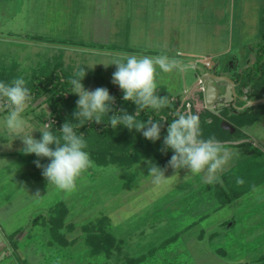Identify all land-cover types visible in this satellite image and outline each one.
<instances>
[{
  "label": "rangeland",
  "instance_id": "1",
  "mask_svg": "<svg viewBox=\"0 0 264 264\" xmlns=\"http://www.w3.org/2000/svg\"><path fill=\"white\" fill-rule=\"evenodd\" d=\"M111 1L0 0V76L9 81L23 77L27 83L41 72L73 75L83 67L86 75L81 83L86 89L121 91L111 82L116 66L104 64L124 55L164 53L179 65L167 73L157 68V89L172 93L168 101L179 96L190 105L195 101L192 90L197 81L193 62L198 68L206 59L212 64L235 63V68L240 67L264 43V0H147L143 13L135 17L127 13L132 0H123L124 8L116 6L115 10ZM167 4L171 5L168 10ZM252 72L259 73L256 64ZM72 94L71 103L75 104L78 96ZM46 95L30 100L23 114L29 127L42 128L51 119ZM196 102L190 113L199 118L200 138L237 140L221 142L232 153L223 171L217 173L222 183L209 184L204 173L181 169L178 179L157 187L147 176L145 161L162 168L166 164L150 154L126 168L115 163L98 165L90 158L94 166L77 179L76 187L61 190L38 176L29 155H25L28 161L23 160L22 141L12 140V134L0 126V222L7 233L0 240L16 246L14 251L11 246L5 250L0 264H96L100 256L89 255L83 225L95 219L98 212L109 216L110 227L131 255L148 253V249L196 219L190 229H182L174 240L154 249L157 260L153 264H245L263 258L264 181L260 183V165L256 164L261 163L259 156L264 157L260 152L264 122L240 125L249 119L247 113L240 115L242 119L226 113L221 116L216 112L220 107L217 102L207 104V108ZM0 114L3 117L4 113ZM224 119L237 126L235 132L221 128ZM67 121L74 122L70 118ZM132 133L138 132L133 129ZM32 135L41 137L38 130ZM35 157L34 161L38 159ZM173 171L169 167L165 175ZM237 178L243 184H237ZM233 189L237 195L244 193L214 211L219 197L231 195ZM215 190L220 192L218 196ZM59 199L66 209L61 220L62 240L52 235L48 225L49 213L54 212ZM37 214L38 220L32 221ZM222 217L230 220L218 224ZM199 227L205 229L201 241L196 239ZM14 229L17 231L12 234ZM211 229L219 233L211 235ZM217 246L224 247L223 256L211 251ZM151 259L150 253L136 264H152Z\"/></svg>",
  "mask_w": 264,
  "mask_h": 264
},
{
  "label": "clouds",
  "instance_id": "2",
  "mask_svg": "<svg viewBox=\"0 0 264 264\" xmlns=\"http://www.w3.org/2000/svg\"><path fill=\"white\" fill-rule=\"evenodd\" d=\"M110 64L116 66L111 82L119 86L124 101H131L136 105L134 113L129 114L124 108L114 110L115 97L110 95L106 87L86 89L81 83L86 72L81 67L70 79L71 92L78 96L75 101L76 109L72 114L78 121L75 127L80 128L86 122L100 124L104 121L103 117L108 116L107 123L112 129L123 125L129 131L135 129L152 142L159 140L164 125L152 119L139 121L136 116L147 108L160 110L167 106V98L157 94V68L165 73L171 72L178 67L179 61L160 53L155 56L124 55L104 66ZM31 96L23 77H16L7 83L0 81V113H4L0 118V126L12 134V140L19 138L22 141L21 151L24 154L48 158L47 164H41L39 159L33 161L37 168L42 169L41 175L47 183H52L61 190L72 191L76 187L77 179L94 166L89 153L85 151L87 142L84 134H78L67 120L58 129L59 136L52 130L55 123L52 120L42 128L29 127L23 114ZM51 116L52 113L48 111V117ZM175 117L167 123L162 142V152L169 149L173 151L166 166L162 168L151 160L145 161L151 183L157 187L168 184L179 178L181 169H186L192 174L204 173L209 184L222 183L217 173L223 171L232 153L215 137L200 138L199 118L196 115L177 111ZM34 130L41 133L39 139L32 135ZM169 167L174 170L175 177L173 174L165 175ZM236 183L243 184V180L237 178Z\"/></svg>",
  "mask_w": 264,
  "mask_h": 264
},
{
  "label": "trees",
  "instance_id": "3",
  "mask_svg": "<svg viewBox=\"0 0 264 264\" xmlns=\"http://www.w3.org/2000/svg\"><path fill=\"white\" fill-rule=\"evenodd\" d=\"M262 39L264 40V30L262 31ZM90 44L96 45V43L93 42H91ZM99 46L103 45L100 44ZM72 77L73 75L68 73L50 74L41 72V74L39 73L38 75H35L26 83L32 94L31 99H36L44 93L47 94L46 100L51 106L50 112L52 113L50 120L55 122L53 124L52 130L57 136L60 135L58 131L60 125L67 119L70 118L74 120L72 124L74 127L78 123L77 120L71 117V112L75 111L76 109L75 104L71 103V100L74 97V95L70 92L72 90V87L70 85V79ZM0 81H4L6 83L10 82L8 79L1 76ZM109 93L110 95L115 97V101L113 104L114 110L118 111L120 108H124L128 111L129 114L134 113L136 105L131 101H124L122 99V91H119L116 88L114 90H109ZM157 94L166 97L167 101L172 96L170 92H167L163 89H157ZM194 96L195 100L202 99L201 93ZM69 105H71V111L69 109ZM190 109L193 113V103H190ZM177 111L188 112L186 100L179 99V96L176 99L168 101L167 106L160 110L147 108L141 111L139 115L136 116V119L139 121L152 119L154 121H159L164 125V127H162L161 129L160 139L155 142L144 138L140 132L133 135L132 131H129L123 125H118L116 129H112L107 123L108 116H104V121H102L100 124H96L95 122H86L80 128L75 127V130L78 134H84V139L87 142V148L85 149V151L89 153L90 158H92L98 165L115 163L122 168H126L133 162L139 161L141 157L148 155L150 156V154L159 157L163 164H167V161L171 158L173 151L171 149L167 150L166 152L161 151V148L163 146L162 135L166 134L167 123H170L173 119L176 118L175 113ZM65 112L67 114H65ZM111 114L112 113H109V115ZM260 152L264 153V150L260 149ZM256 153H254V156L257 155ZM21 155L24 161H28V159H25L26 154L22 153ZM27 156L30 163L34 165V170L37 171L39 173L38 176H40L42 169L37 168L32 162L34 161L33 157H35V154H27ZM259 157L261 158L259 171L261 183L264 181V164L262 165V163H264V157ZM38 159L40 160L41 164H47L49 162L48 158ZM251 166L252 164H250V168ZM247 171L250 172V169L248 168ZM224 178L225 180H227V176H224ZM219 193L220 192L217 191V196L219 195ZM227 194L225 196H220L219 201L222 203L229 201L232 197H235L237 195V191L233 189L231 191V195ZM65 210L66 209L64 208L63 200L59 199L55 204L54 212L51 214L49 213V230L52 231L51 233L52 235H54V237H56V239L62 240L61 237L63 233H61L60 228L62 227L63 221L61 220H63L62 218L64 217ZM39 216V214L35 215L32 218V221H37ZM94 217L95 219H92L90 221L88 220L86 224L84 223L83 227L85 228L84 231H86L84 232V240L88 246L89 255L94 258L100 256V261L96 264H105V262L111 259V257L114 258L111 264H136L139 261H143L146 257H148V254L150 253L153 258V260L151 259V261H153L151 263L153 264L154 261L157 260L154 259L156 255L155 253H153L154 249H156L157 247H162L176 238V233H172L170 236L160 241L157 245H154L153 248L148 249V253L141 252L131 255L128 248H122V238L118 237L112 227H110L111 223L109 221V216L104 212H98V214H96ZM245 264H264V257L259 259L258 262L256 261L253 263Z\"/></svg>",
  "mask_w": 264,
  "mask_h": 264
},
{
  "label": "flooded vegetation",
  "instance_id": "4",
  "mask_svg": "<svg viewBox=\"0 0 264 264\" xmlns=\"http://www.w3.org/2000/svg\"><path fill=\"white\" fill-rule=\"evenodd\" d=\"M195 64L196 63L193 62L192 66L196 69V83L200 82V86L196 88L195 83L192 91H194L195 95L201 93L202 99L193 101V106L196 105V101H200L202 106L207 108V103L204 100V90L209 82V78L205 76L201 79L200 76L205 71H208L213 73L212 77L214 78V83L216 84L217 89L220 90L214 101L220 105V107L216 109L217 113H220L221 116L223 113H226L229 117L238 118H241V114L247 113L245 115H247L246 117L249 119L243 121L241 125L248 126L254 122H259L260 124L264 122V101L257 104H250L242 108V105L248 99L264 97V44L256 47L255 57L252 62L248 63L247 61V63H244L240 67H236L235 71L232 70L236 65L235 63L221 65L219 62H215L213 64L209 62L204 64L201 68L196 67L197 65ZM255 64L259 73L252 72L255 69ZM245 71H248L247 75L244 74ZM226 76L234 83L235 94L232 93L233 89L231 81H229ZM223 93H228L229 97H223ZM187 106L190 107V105ZM241 119L238 123L241 122ZM236 127L237 126L235 125L234 128ZM221 128L223 127L221 126ZM260 149L264 150V147L262 146Z\"/></svg>",
  "mask_w": 264,
  "mask_h": 264
},
{
  "label": "crops",
  "instance_id": "5",
  "mask_svg": "<svg viewBox=\"0 0 264 264\" xmlns=\"http://www.w3.org/2000/svg\"><path fill=\"white\" fill-rule=\"evenodd\" d=\"M128 1V0H127ZM151 1V0H150ZM156 1H158V0H156ZM160 1V0H159ZM164 1V0H163ZM111 2H113V5H114V10H115V8H116V6L117 7H119L118 9H123L124 7H123V4H125L124 3V1L123 0H112ZM147 4H148V2H147V0H132V3H131V9L127 12V13H130V15H133L134 17L135 16H137L138 15V12H142L143 13V10H144V8H145V6H147ZM81 5V4H80ZM110 6H112L111 4H110ZM169 6H171L170 4H167L166 5V7H167V10H168V7ZM120 13V12H119ZM114 14H116V13H114ZM119 16H121L120 14H119ZM136 21V20H135ZM134 21V22H135ZM161 23V22H160ZM159 23V24H160ZM134 24V23H133ZM253 56V57H252ZM252 56H249L248 58H246V60L244 61V63H247V61H248V63H250V62H252V60H253V58L255 57V54L254 55H252ZM189 59V58H188ZM205 61H208V63L210 62L209 60H205ZM190 62V61H189ZM192 63V62H191ZM243 63V64H244ZM204 64H206L205 62H204ZM242 64V65H243ZM237 67H239V66H237ZM233 71H235V66H234V68L232 69ZM172 94V93H171ZM173 95H176V94H173ZM227 95V93H223L222 94V96L223 97H227L226 96ZM220 96V95H219ZM0 116L2 117V115L0 114ZM225 120V119H224ZM230 122V121H229ZM231 123V122H230ZM242 123H240V125H241ZM235 130H236V128H234V130H233V132H235ZM4 140H6V139H4ZM223 140H231V139H227V138H224ZM0 144H2V142H0ZM263 147H264V145H263ZM2 151L0 150V153H1ZM258 162V161H257ZM256 162V163H257ZM264 163H262V165H263ZM256 165H260L259 163H257ZM261 183H263V182H261ZM216 185V184H215ZM217 191L218 190H215V193H217ZM244 192H240V194H238L237 196L239 197V196H241L242 194H243ZM216 196H217V194H216ZM218 201V203H217V205H215L214 207H213V209H214V211L216 210V209H219L221 206H222V204H225V203H227V202H220L219 200H217ZM229 202V201H228ZM204 215L205 214H203V215H200L199 216V218H201V217H204ZM230 219H227V218H221V219H219L218 220V224H224V223H227L228 221H229ZM197 220L196 219H193L191 222H189V223H187V224H185V227H181V228H179V229H177V230H175L176 232V237H178V233H180L179 231H182V229L183 230H188V229H190L191 228V226L192 225H194L195 224V222H196ZM232 222H230L229 224H231ZM4 230V228L2 227V225H1V222H0V237H2L3 236V234L4 235H7V233H6V231L4 232L3 231ZM205 229H204V227H199V230H198V232H196V236H197V238L196 239H198V240H202L203 239V231H204ZM220 230H222V232L224 231V229H220ZM17 230H13L11 233L13 234V233H15ZM174 233V234H175ZM209 234H211V235H213V234H217V233H219V230H216V229H211V230H209V232H208ZM3 238V237H2ZM2 238H1V240H0V257L2 256V254L3 253H5V250H7L8 248H10V246H11V248H12V250L11 251H14V249L16 248V246L14 245V244H12L11 243V245L10 246H7V244H5L3 241H2ZM211 248V247H210ZM211 251L212 252H214L215 251V253L217 254V255H220V252L223 254V252H224V247H222V246H217V247H215V248H211ZM7 252H9L10 253V250L9 251H7ZM221 254V255H222ZM224 255V254H223ZM222 255V256H223ZM258 261V260H257ZM246 263H252V262H246Z\"/></svg>",
  "mask_w": 264,
  "mask_h": 264
},
{
  "label": "water",
  "instance_id": "6",
  "mask_svg": "<svg viewBox=\"0 0 264 264\" xmlns=\"http://www.w3.org/2000/svg\"><path fill=\"white\" fill-rule=\"evenodd\" d=\"M213 73L212 72H208V71H205L204 73L201 74L200 78L203 79L205 76H207L209 79V82L208 84L206 85V88L204 90V100L207 104H212L214 101H215V97L219 94L220 90L217 89V86L216 84L214 83V78L212 77ZM226 78L231 81V85H232V89L234 91V83L232 82V80L230 78H228L226 76ZM200 82L196 83L195 87L198 88L200 86L199 84ZM234 94H235V91H234ZM264 101V97H257V98H254V99H248L243 105H242V108L247 106V105H250V104H257L259 102H262ZM188 111L190 113V107L188 106ZM221 126L222 127H227V128H230L232 131L234 130V127L232 126L231 123L225 121V120H222L221 121ZM237 142L236 141H233V140H222L221 142ZM240 141V140H239Z\"/></svg>",
  "mask_w": 264,
  "mask_h": 264
},
{
  "label": "built area",
  "instance_id": "7",
  "mask_svg": "<svg viewBox=\"0 0 264 264\" xmlns=\"http://www.w3.org/2000/svg\"><path fill=\"white\" fill-rule=\"evenodd\" d=\"M205 63L207 64L208 63V61H205ZM189 104V103H188Z\"/></svg>",
  "mask_w": 264,
  "mask_h": 264
}]
</instances>
